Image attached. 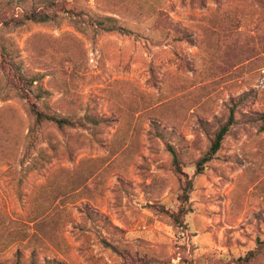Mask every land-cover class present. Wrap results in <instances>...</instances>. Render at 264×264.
<instances>
[{"label": "rangeland", "instance_id": "374dc122", "mask_svg": "<svg viewBox=\"0 0 264 264\" xmlns=\"http://www.w3.org/2000/svg\"><path fill=\"white\" fill-rule=\"evenodd\" d=\"M21 1L0 0V264H264V0H60L7 26L44 5Z\"/></svg>", "mask_w": 264, "mask_h": 264}, {"label": "trees", "instance_id": "16d2710c", "mask_svg": "<svg viewBox=\"0 0 264 264\" xmlns=\"http://www.w3.org/2000/svg\"><path fill=\"white\" fill-rule=\"evenodd\" d=\"M27 0H22L23 2H26ZM43 5L41 8H37L36 6L28 9L26 13H22V17L13 15L11 17V21H6V25L10 26L11 23H15V25H18V21L23 23L27 22H34L38 24H51L57 19V12L54 10L55 7H59L58 3L60 0H40ZM12 4L10 7H12ZM17 22V23H16ZM113 29H109L107 32H111ZM41 97L39 96L38 99ZM29 116H31L34 120V123L36 126H42L45 123L53 124L57 128H65L66 126H71L72 123H70L67 119H61L56 117L53 114H47L39 109L36 108L35 105H32L30 112L28 113ZM236 123L235 121V111L232 110L229 119L224 124L219 131L216 133L215 138L210 145V148L208 149L207 153L197 162V173L200 174L206 165H208L216 156V154L221 149L222 143L229 133L231 127ZM172 157H173V166L175 169V172L179 174L181 177L185 176L184 172L182 171V168L179 164L178 156L174 151H171ZM191 191V183L188 182L187 188L184 191V194L182 196V203L185 205L189 201V194ZM262 243L260 242V245ZM258 255V252H250L245 259H243V264L247 263H253V261L256 259Z\"/></svg>", "mask_w": 264, "mask_h": 264}]
</instances>
